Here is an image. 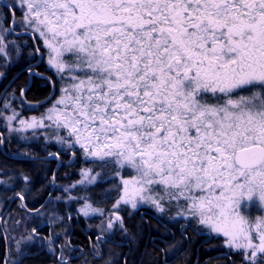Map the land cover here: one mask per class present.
<instances>
[{"label": "snow or ice", "instance_id": "1", "mask_svg": "<svg viewBox=\"0 0 264 264\" xmlns=\"http://www.w3.org/2000/svg\"><path fill=\"white\" fill-rule=\"evenodd\" d=\"M12 34L31 36L37 46L29 55L46 58L60 95L39 118H22L14 93L6 94L0 119L11 132L44 130L45 142L55 140L72 159L79 149L85 163L113 169L118 183L105 195L117 196L106 228L104 220L97 225L102 233L114 221L123 228L121 205L160 213L175 205L176 216L223 237L241 264H264V0H9L0 4L5 67L10 49L21 54ZM27 71L55 87L33 66ZM19 91L23 104L27 85ZM102 176L81 168L76 185L90 191ZM20 179L19 207L43 215L44 205L27 208L32 178L21 172ZM67 199L80 203L78 215H105L89 195ZM24 239L54 251L51 234L41 238L35 227ZM63 248L57 259L69 264Z\"/></svg>", "mask_w": 264, "mask_h": 264}, {"label": "flooded vegetation", "instance_id": "2", "mask_svg": "<svg viewBox=\"0 0 264 264\" xmlns=\"http://www.w3.org/2000/svg\"><path fill=\"white\" fill-rule=\"evenodd\" d=\"M12 37L17 36L12 34ZM22 37L29 38L30 41H32L33 48L36 46L31 37ZM39 63L32 62L24 69L27 70L31 65L34 67V71H38L36 66ZM28 77L32 76H29L28 74ZM2 85L3 82L1 81L0 87H2ZM4 91L5 89L1 92V95ZM0 139L3 141L0 143V160H2V163L4 162V167L0 166V170H2L1 178L5 181L4 195L6 198H15V191L9 185L10 181L8 180V177L11 175V172L17 178H20V175H17L12 171L8 159L16 160L20 158L23 160H32L34 158H28L24 155L10 153V150L8 151L9 145H13H5L1 120ZM19 148L25 147L21 146ZM50 152L58 153L60 159H42L43 157H48ZM39 158L40 159H37V162H39L41 169L40 172L36 174L39 179L35 182L36 187H30L31 190L28 195H30L31 192H33L32 190L35 189L37 195L45 194L42 204L45 207L50 204L57 194L59 190L58 187H61L62 189L66 184L68 177L72 176L71 174L76 172V170H78L77 168L82 164L77 151L75 159H72V153L70 151H58L56 148L52 147L48 150V153ZM69 161H71V163H69ZM53 173H55V184L52 183ZM49 194L54 196L51 197ZM12 200L13 201L7 199L6 202L4 201L3 203L2 209L5 216L9 215L12 209L16 208V200L18 199ZM46 200L48 203H45ZM20 203L21 202L18 200L17 208L29 213L27 209L19 207ZM119 216L123 222V228L121 227V221H116L117 226L114 228L115 230L113 229L109 234L108 231L102 233L100 229L97 228V225H100L98 224V219L97 221L93 220L95 223L91 225L88 222L85 223L77 214H71V220L67 217L65 218L66 220L61 221L60 224H51L48 222L40 223L39 221L34 220L31 221L30 224L32 229L34 227L37 229L41 238L48 237L51 234L54 239L55 248L53 252H56L57 256L55 258L54 254L51 255L50 260L53 261V264H59L57 257L60 255L61 245L64 246L63 252L65 257L69 259V264H88V262L91 261H95L97 264H106V262L109 261L108 259L114 258L116 254H118L117 261H114L112 264H233V262L234 264H239V262H241V260L237 261V255L235 254L219 251L217 250L218 248L212 249L209 243V238L205 239L202 234H198L194 231L193 225L186 223L181 224L180 221L168 222L158 215H155L152 210L148 211L146 209H141L140 212L135 214V216L125 210ZM1 223L0 220V230ZM125 229L127 231H125ZM64 230L66 231L64 232ZM57 233H59L58 236L56 235ZM98 236L102 237L100 241H97ZM0 237H2L1 241L4 244V252L7 254L9 248L3 232ZM37 240L41 241L40 239ZM69 244L71 246L70 248ZM147 244L161 249L162 258L160 260L146 256L145 250L147 249ZM208 244L211 247V252L206 253L208 252V248H206V245ZM97 248L100 251V255H96ZM169 248L174 249V252L170 251ZM47 249L48 246L46 243H43L40 249L28 247L27 251L23 253L17 261H22L23 263L26 258H34L36 255L44 256V251ZM137 251H140L138 257L136 253ZM229 257H231V259H229ZM1 262L2 264H9L7 258L3 259Z\"/></svg>", "mask_w": 264, "mask_h": 264}, {"label": "rangeland", "instance_id": "3", "mask_svg": "<svg viewBox=\"0 0 264 264\" xmlns=\"http://www.w3.org/2000/svg\"><path fill=\"white\" fill-rule=\"evenodd\" d=\"M0 1H3V3H6V4L9 3V0H0ZM16 15L18 17L19 13H17ZM17 30H19V26L17 27ZM7 39L8 40H15L12 37V35H9L7 37ZM18 43L21 44L22 42L19 41V42H17V44ZM40 47L42 49V45H40ZM10 51H12V56H11V59L8 63L14 64L18 60V56L15 54L14 49H10ZM34 53H35V50H34ZM38 58H40V55L34 54L35 60L33 62L36 63L38 61ZM40 62H43L45 67L50 69L47 65L46 58L43 60L40 58ZM4 63H5V61L2 58H0V73H2L1 64L4 65ZM50 70L53 73L54 79H56V81H57V94H56V97H57L60 95L61 84H60L59 79L57 78L55 70H53V69H50ZM2 79H3V76H0V82L2 81ZM2 98H3V96H2ZM2 98H0V104H1L0 107H2V105H3V101L1 102ZM11 98L12 97L9 96V99H11ZM54 100H52V101H54ZM52 101H50L48 105H44L43 109L39 110L37 112V114H31V113L22 114L20 112L19 104L17 102H15V100H13L12 106L16 109L17 112H19L21 114L22 118H29L32 116L39 118L40 114L43 113L45 111V109L50 107ZM5 114L10 115L11 112L6 110ZM0 120H1L2 133H3L4 138H5V145L6 146H8L9 144H12L16 148L18 146L19 147L23 146L25 148H29L31 146H37L40 148V150L43 151L44 154L48 153V150H50L51 147L56 148L58 151H61L60 146L55 142V140H52L49 143L45 142L44 130H40V129L35 130L36 131L35 137H33V135H32V133H33L32 129H28L27 131L22 132V133H15V132H11L9 130V127L5 126V122L2 119H0ZM12 127H19L18 122L14 121L12 124ZM21 136H27L28 139H20ZM76 151L79 154V149H77ZM81 164L82 165L79 168H77L78 170H76V172H73L71 174L72 176L68 177L67 182L62 187V189H61V187H58L59 190H58L57 194L55 195V197L53 198V200L51 201L52 203L50 202V204L46 205L44 207V209H41L42 213H44L43 215L38 216V215L34 214V212H32L34 215L37 216L35 219H33L34 221H39L40 223L41 222L42 223H45V222L50 223L49 216L54 214L55 217H59L62 219H55L54 222H51V224H60V222L65 221L66 220L65 218L69 217V215L77 214V209L80 207V203H77L75 200H68L67 197L69 195H71V196L89 195L92 198L94 206L102 207L106 210L105 215L100 216L99 214H92L89 217H84L83 215H78V214L77 215L80 218H82L85 223L88 222L89 224L93 225L95 223V221H97V219H98L99 220L98 224H101V221L104 220V227L107 226L106 217L111 212L112 204L114 203L116 196H117L116 192H110L108 195H105L106 190L110 189L112 187L113 183H118V181H114V180L110 179V177L113 173V169L109 166L100 165L99 163L97 165L93 166L91 164L85 163L82 158H81ZM85 167H94L96 172H102L103 173V176L101 177V180L98 184H96L94 186H89L90 191H85V189L82 186L76 185V181L80 179V169L85 168ZM1 171L2 170H0V220L2 223H1L0 236H1V233L3 232V235L5 237V241L8 244V248H9V251L7 252V254L5 252H3V259L7 258L9 264H12L13 261H17V259L21 257V256L17 255V242L18 241L20 242V248L23 250V253H25L27 251L28 247L40 249L42 247L43 243L41 241H38L37 239L34 241H26L24 239L25 237H27L31 233L32 228H31L30 222L32 220L30 217H26V216H23V214L21 215L20 213H17V212H20V210H18V208H17L18 206H16V209L18 211H16V209H12V211L10 212L11 215L5 216V214H3V209H2L3 203H4V201L6 202L7 198L4 195L5 181L3 178H1V174H2ZM10 174L11 175L8 177V180L10 181L9 185L14 189L15 192H17L23 186V181L20 178L15 177L12 172ZM2 177H3V175H2ZM9 178H12V179H9ZM106 178H109V179H106ZM34 183L32 182L29 185V188ZM69 185H76V186L73 187L69 193H65L64 188L69 186ZM30 190H31V188H30ZM57 196L62 197V199L57 201L56 200ZM141 209H146L148 211L152 210L155 215H158L159 217L167 220L168 222H173V221L179 222L180 221L181 224L186 223V224L193 225L194 231H196L198 234H202L205 237V239L209 238V243H210L212 249L218 248L217 250H219V251L234 254V253L230 252L227 248L224 247V245H223V239L224 238L223 237H218L216 234L209 235L207 229H203L202 227H198L195 224V222L186 221L184 218L176 216V212L178 211V209L175 205H173L171 207H168L166 205V211L164 213L158 212L155 209V207L151 206L150 204H141L136 209L131 208L130 205H121V209L117 213V215H121V213L126 210V212L133 214L135 216V214L140 212ZM32 213H30V214H32ZM34 215H33V217H34ZM253 215H256L255 210H253ZM170 217H175V218H170ZM15 220H20L21 223L19 225H16L13 222ZM93 220H95V221L93 222ZM119 224H120V222H119ZM116 226H117L116 221H114V228H116ZM113 229L107 230L108 234ZM0 239H2V237H0ZM169 250L173 251L174 249L169 248ZM44 252H45L44 256L41 259H38V260L35 259L32 264H53V261H51L50 259H51L52 254H54V257L56 258V256H57L56 252L55 253L53 251L50 252L48 249ZM0 255H2V254H0ZM117 258H118V254H116L114 258H110L108 260L111 261V264H112L114 261L115 262L117 261ZM241 259H242L241 256L237 255V261H239ZM0 264H2V262H0ZM78 264H80V263H78ZM239 264H241V262H239Z\"/></svg>", "mask_w": 264, "mask_h": 264}, {"label": "trees", "instance_id": "4", "mask_svg": "<svg viewBox=\"0 0 264 264\" xmlns=\"http://www.w3.org/2000/svg\"><path fill=\"white\" fill-rule=\"evenodd\" d=\"M17 42H22L20 45L21 48V54L18 56V60L14 64L7 63V66H3L1 64V71L3 73V85L0 87V95L1 92L5 89L4 96L7 94L8 96L12 97V94L14 93L16 99L15 102L19 104L20 107V112L22 114H37L39 110L43 109L44 105H48L50 101L54 100L56 98L57 94V81L54 79L53 73L51 72L50 69L46 68L44 63H39L36 66V69H38L39 72L44 73L46 77H51L53 81H55V87L52 86L51 83L48 82L46 79H41L39 77H28V72L24 68L31 64L35 59L34 55L30 56L29 52L34 53V48L32 46V41H30L29 38L26 37H13ZM25 41L27 43L25 44ZM27 85V91L25 94V102L22 104L21 103V98H20V91L19 89L21 87H25ZM7 87V88H6ZM3 98L1 102L3 101ZM29 104L32 105V107H29ZM1 105V104H0ZM10 150V153H15L17 155H24V153H27L28 155H24L28 158L33 157L37 158L42 156L44 153L42 150H40L39 147L33 146L29 148H16L11 145L8 147V151ZM10 167L14 173L17 175H20L21 172H23L26 175H29L32 178V182H37L39 179L36 174L40 172V166L38 160H23V159H8ZM0 166L4 167V162L2 163V160H0ZM36 183L31 186H35ZM30 195H28V199L26 201L27 203V208L28 209H35L39 208L43 201H44V195H37L36 189L32 190ZM54 196V195H53ZM51 196V197H53ZM18 205V200H16V206ZM15 206V207H16ZM16 209V208H15ZM44 209V208H43ZM20 210V209H18ZM16 209V211H18ZM42 212V211H41ZM21 215L26 217H30L31 220L35 219L37 216L32 214L30 215L28 212H25L24 210H20ZM34 215V217H33ZM66 229V228H65ZM67 230V229H66ZM64 230V232L66 231ZM208 248L206 253L211 252V247L210 245H206ZM147 249L145 250L146 256L155 258L160 260L161 257V249L154 247L153 245L151 246L150 244H147ZM210 250V251H209ZM3 252H4V244L2 243L0 239V262L3 259ZM137 257L140 254V251H137ZM43 256L42 255H36L34 256L35 259H41ZM34 258H26L22 264H32L34 261ZM81 264V263H80ZM88 264H97L95 261L88 262ZM100 264V263H99Z\"/></svg>", "mask_w": 264, "mask_h": 264}, {"label": "water", "instance_id": "5", "mask_svg": "<svg viewBox=\"0 0 264 264\" xmlns=\"http://www.w3.org/2000/svg\"><path fill=\"white\" fill-rule=\"evenodd\" d=\"M0 4H4V3H3L2 1H0ZM14 35H15V34H14ZM29 37H31V36H29ZM34 48H36V46H35ZM39 62H40V58H38L37 63H39ZM4 93H5V92H3L2 95H4ZM2 95L0 96V98H2ZM46 158H47V157H44L43 159H46ZM12 199H16V198H12ZM12 199H11V201H13ZM29 213H30V212H29ZM31 213H32V212H31Z\"/></svg>", "mask_w": 264, "mask_h": 264}, {"label": "bare ground", "instance_id": "6", "mask_svg": "<svg viewBox=\"0 0 264 264\" xmlns=\"http://www.w3.org/2000/svg\"><path fill=\"white\" fill-rule=\"evenodd\" d=\"M2 2H3V1H2ZM4 4H5V3H4ZM31 147H33V146H31ZM43 158H44V157H43ZM43 158H42V159H43ZM34 159H35V160H37V159H40V158H39V157H37V158H34ZM34 159H33V160H34Z\"/></svg>", "mask_w": 264, "mask_h": 264}]
</instances>
